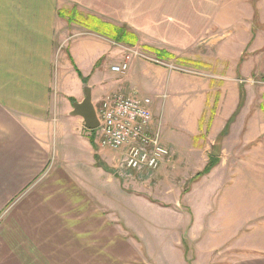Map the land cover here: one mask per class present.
I'll use <instances>...</instances> for the list:
<instances>
[{
    "label": "rangeland",
    "instance_id": "374dc122",
    "mask_svg": "<svg viewBox=\"0 0 264 264\" xmlns=\"http://www.w3.org/2000/svg\"><path fill=\"white\" fill-rule=\"evenodd\" d=\"M207 2L216 8V16L214 23L202 24L197 16L207 11L198 7ZM117 4L122 9H111L104 1L84 11L105 22L129 26L126 7L141 6L137 14L159 13L154 24L175 22L183 30L182 43L190 45L194 40V46L170 53L169 60L161 59L169 67L134 59L125 76L113 74L111 67L123 60L126 50L153 53L142 44H116L73 25L72 38L57 52L58 60L67 57L70 71L57 66L56 99L81 102L84 86L78 83L85 82L81 79L85 76L91 87V70L102 56L96 70L113 82L109 85L120 84L117 93L137 92L152 99L155 123L172 153L154 172L122 169L121 159L116 170L108 169L113 174L117 171L116 178L108 180L112 178L119 195L126 197L118 212L104 218V223L117 225L119 250L117 257L104 256V264H235L264 257V36L263 43L257 37L264 35V0H117ZM143 20L139 17L141 24ZM133 23L139 25L136 20ZM200 25H208V31ZM255 38L263 44L256 54L250 47ZM196 62L207 67L198 68ZM109 91L102 88L103 94ZM215 102V119L208 127ZM93 103L98 110L96 95ZM72 105L67 103V109L72 111ZM73 135L74 121L61 120L59 130L55 128L60 159L63 153L70 155ZM214 156L220 164L197 179ZM127 198L135 202L134 209L126 206ZM102 207L103 214H108L104 211L108 206ZM125 236L130 241L122 243ZM108 250L104 241V253Z\"/></svg>",
    "mask_w": 264,
    "mask_h": 264
},
{
    "label": "crops",
    "instance_id": "0c3cea01",
    "mask_svg": "<svg viewBox=\"0 0 264 264\" xmlns=\"http://www.w3.org/2000/svg\"><path fill=\"white\" fill-rule=\"evenodd\" d=\"M104 1L111 9H122L117 0H0V264H104V256H118L117 225L104 223V218L118 212L120 201L126 197L119 195L112 178L108 180L110 176L116 178L117 171L113 174L108 169L113 166L116 170L124 153L101 148L96 133L87 130L80 117L70 115L67 103L71 101L56 99L57 66L70 71L67 57L58 60L57 52L72 38V25L84 30L70 24L66 14L74 9L87 14L85 9L96 8ZM210 4L198 7L207 11L203 17L196 13L202 24L214 23L216 8ZM141 6L145 8L143 3ZM141 6L126 7L129 24L136 20L139 25L133 23L134 30L129 24L125 27L137 35L143 48L174 54L180 48L194 46V40L190 45L182 43L183 30L175 22L154 24L159 13L137 14ZM148 16L155 17L147 21ZM139 17H144V23ZM208 25L200 26L207 32ZM263 36H257L262 43ZM256 39L254 45L249 43L254 54L263 47ZM98 61L89 79L99 103L117 93L120 84L109 85L113 82L106 81L102 70H96ZM81 64L87 70L86 63ZM81 79L88 80L85 76ZM78 84L83 87L85 83ZM105 87L107 91L111 88L107 94L102 92ZM67 119L74 121L76 135L70 136L74 147L70 155L63 153L60 159L55 128L59 130L61 120ZM212 159L219 160L216 166L221 162L218 157ZM133 202L127 198L126 206L134 209ZM104 203L109 208L104 210L108 212L105 215ZM105 228L108 237L103 233ZM128 241L125 236L122 243ZM235 264H264V257Z\"/></svg>",
    "mask_w": 264,
    "mask_h": 264
},
{
    "label": "built area",
    "instance_id": "2783aa9c",
    "mask_svg": "<svg viewBox=\"0 0 264 264\" xmlns=\"http://www.w3.org/2000/svg\"><path fill=\"white\" fill-rule=\"evenodd\" d=\"M134 59H141L161 67L168 64L153 54L139 49L126 50L123 60L111 67L115 75L125 76ZM151 98L137 93L125 95L114 93L99 102L100 127L96 133L101 148L123 151L122 169L133 172L157 171L172 153L165 145L161 129L155 123Z\"/></svg>",
    "mask_w": 264,
    "mask_h": 264
},
{
    "label": "trees",
    "instance_id": "16d2710c",
    "mask_svg": "<svg viewBox=\"0 0 264 264\" xmlns=\"http://www.w3.org/2000/svg\"><path fill=\"white\" fill-rule=\"evenodd\" d=\"M66 15H69L70 24H75L89 32L105 37L109 40H112L116 44H123V45H128L131 47H136L139 44V39L137 35L133 33L132 31H130L125 26L120 27V26L113 25L111 23L101 20L100 18L94 15L81 13L76 9L70 11ZM144 49L150 51L151 53L155 54V56L163 60L164 59L169 60V58L173 57L169 52L165 50L152 49V48H144ZM195 65L198 68H200L199 67L200 65L206 66L205 64H202L199 62H196ZM83 80L85 81L84 83H87V80L85 79ZM71 101L72 103L75 102L74 99H72ZM213 106L214 108H213L212 113L210 114V120L208 121V127L212 125L215 119V114H216L215 108L217 106V102H215ZM218 162L219 160L210 158L204 171L202 173H199V175L197 176V179L209 174L213 170V168L216 167Z\"/></svg>",
    "mask_w": 264,
    "mask_h": 264
},
{
    "label": "water",
    "instance_id": "95a60500",
    "mask_svg": "<svg viewBox=\"0 0 264 264\" xmlns=\"http://www.w3.org/2000/svg\"><path fill=\"white\" fill-rule=\"evenodd\" d=\"M84 99L81 102H74L70 115L72 117H80L89 131H95L100 127L98 112L93 103V88L87 83L84 84Z\"/></svg>",
    "mask_w": 264,
    "mask_h": 264
},
{
    "label": "flooded vegetation",
    "instance_id": "af4514ba",
    "mask_svg": "<svg viewBox=\"0 0 264 264\" xmlns=\"http://www.w3.org/2000/svg\"><path fill=\"white\" fill-rule=\"evenodd\" d=\"M73 104V103H72Z\"/></svg>",
    "mask_w": 264,
    "mask_h": 264
}]
</instances>
